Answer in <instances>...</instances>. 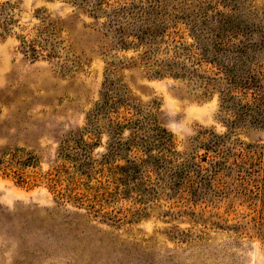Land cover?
Masks as SVG:
<instances>
[{
  "label": "rangeland",
  "instance_id": "1",
  "mask_svg": "<svg viewBox=\"0 0 264 264\" xmlns=\"http://www.w3.org/2000/svg\"><path fill=\"white\" fill-rule=\"evenodd\" d=\"M84 1L122 13L126 47L72 0H0V264H264V128L154 73V42L181 57L203 25L240 28L264 73V0ZM45 31L52 57L21 50ZM204 131L224 137L218 164Z\"/></svg>",
  "mask_w": 264,
  "mask_h": 264
},
{
  "label": "trees",
  "instance_id": "2",
  "mask_svg": "<svg viewBox=\"0 0 264 264\" xmlns=\"http://www.w3.org/2000/svg\"><path fill=\"white\" fill-rule=\"evenodd\" d=\"M79 1L77 3V0H72L73 3L76 2V7L87 11L106 32L114 31L118 34L117 44L121 48L129 44L123 35L130 22L126 20V25L121 22L122 13L114 12L112 16L103 17L101 21L99 17V12L103 11L101 2L90 7L86 5V1ZM13 23V18L7 13L6 8L0 6V35H6ZM162 31L155 30L154 38L157 35L163 38ZM189 31L192 33L193 43L181 49L179 53L181 57H177L176 53L171 60L158 62L155 55L160 52L158 50L160 43L154 42V73L158 75L166 71L173 77L186 79L206 97L218 92L219 106L232 125L264 128V73L259 72L260 64L258 61L252 62L254 55H251L258 51L261 45L242 39L240 28L203 25ZM51 34L52 32L45 31L42 37H38L39 41L22 37L21 50L33 58L43 55L52 57L55 54L53 48L46 49L47 44L53 41ZM141 34L145 35L146 32L141 31L140 35H135V39L142 38L144 35ZM204 63L211 69H202ZM163 133L159 130L154 132L158 143H163L167 139ZM223 139V136L211 131L199 132L195 138V146L203 151L199 159L218 164V158L225 156ZM154 163H160L158 155L155 154Z\"/></svg>",
  "mask_w": 264,
  "mask_h": 264
}]
</instances>
